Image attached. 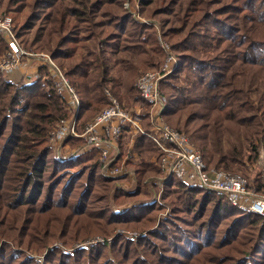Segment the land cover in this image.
<instances>
[{
    "label": "trees",
    "instance_id": "16d2710c",
    "mask_svg": "<svg viewBox=\"0 0 264 264\" xmlns=\"http://www.w3.org/2000/svg\"><path fill=\"white\" fill-rule=\"evenodd\" d=\"M125 1L0 0L1 14L22 17L19 22L12 15L22 43L48 52L76 87L81 125L110 104L106 90L131 107L119 94L112 66L123 73L122 65L137 68L126 54L136 51L144 58L152 52L164 53L157 33L143 37L146 25L124 7ZM140 11L166 16L160 17L165 40H174L186 28L191 35L171 43L179 64L161 81L169 101L165 119L175 117L177 124L184 120L187 126L199 120L191 131L167 121L200 146L208 166L247 175L249 162L258 156L260 139L264 146V0H140ZM193 37L201 45L191 43ZM6 47L0 33V59ZM162 62L147 70L159 68ZM40 72L29 82L15 83L0 71V240L29 248L42 240L38 248L47 250L46 264H116L103 251L106 245L95 247L99 249L92 255L82 249L66 256L57 245L51 247V240L70 245L93 233L109 235L124 228L140 234L135 240L116 235L110 247L120 258L117 264H264L262 217L239 210L218 193L172 178L163 197L173 198L175 209L158 224L153 213L157 201L115 210L114 200L149 196L145 184L147 178L160 174L152 161L160 152L146 135H135L134 150L141 162L131 191L103 173L97 148L58 161L48 132L67 110L47 67ZM130 89L135 101L141 102L134 84ZM147 107L148 126L151 105ZM228 124L242 126L244 138L237 137L239 143L229 140ZM18 250L7 257L1 251L0 257L37 264Z\"/></svg>",
    "mask_w": 264,
    "mask_h": 264
},
{
    "label": "built area",
    "instance_id": "2783aa9c",
    "mask_svg": "<svg viewBox=\"0 0 264 264\" xmlns=\"http://www.w3.org/2000/svg\"><path fill=\"white\" fill-rule=\"evenodd\" d=\"M0 33L7 43L0 59V71L6 74V78L9 79L7 75L12 71L27 68L32 72L24 74L21 82H29L41 76V67H47V76L65 104L67 114L57 119L48 132L49 143L58 161L76 159L80 154L97 148L103 173L115 179L118 187L131 191L137 181L135 168L141 162V155L134 150L135 135H146L160 152L158 158L152 156V161L160 169V174L151 176L150 180L156 188L164 190L165 184L176 178L186 185L218 193L234 207L257 214L264 221V146L259 148L256 164L260 169L253 179L242 172L206 164L202 151L189 135L165 119L167 98L161 89V81L178 68L179 62L162 39L166 56L160 69L145 70L134 83L141 102L130 109L106 90L110 104L81 125V97L53 57L27 48L17 35L10 14L0 13ZM141 103L151 105L148 126L145 120L147 111H143ZM72 141L78 142L70 146Z\"/></svg>",
    "mask_w": 264,
    "mask_h": 264
},
{
    "label": "rangeland",
    "instance_id": "374dc122",
    "mask_svg": "<svg viewBox=\"0 0 264 264\" xmlns=\"http://www.w3.org/2000/svg\"><path fill=\"white\" fill-rule=\"evenodd\" d=\"M124 7L127 8L128 10H130L131 12H133L134 17L136 20L141 21L142 23H145L144 25H146L144 27L145 29V34H143V37H145V39L148 37L147 33H157L158 35V39H159V45L162 47L163 44L161 45V41L160 39L163 40V43L165 44V47L169 48L170 51L173 53V55L176 54V52L173 50L172 48V42H175L177 39H180L181 37H183L184 35L187 36V39L191 37V35L188 33V29L186 28V30L184 32H182L179 36H174V40H165L162 36H161V30L162 28H164V24L162 23L163 21L160 19V17H166V16H150L147 15L146 13H143L142 11H140V0H126L124 2ZM10 15L16 17V19L21 22L22 21V17H18L16 16V14L14 12H10ZM12 16V17H13ZM176 25H180L178 23H176ZM182 27V26H181ZM143 29V30H144ZM33 31H31L30 33L33 35L32 33ZM205 33V28L201 29V35H203ZM30 35V36H32ZM156 36V34H155ZM194 41L196 43L200 44V40H198L197 38L194 37L192 39H190L191 43H194ZM207 42H210L209 40H206ZM144 47H149L150 45L144 41ZM32 51H37L34 50L32 48H29ZM162 49L164 50V53L162 54L160 53H151L150 56H145L144 58H142V56L138 55L139 52L134 51V54H126L127 57H132L133 60H135L137 68L135 70L131 69L133 68L135 65H122V68L124 70V72H118L120 70H117L118 68L116 66H112V71H111V75L115 77V79H117V83L120 86V92L119 94H121L122 96H126L123 101L129 102L131 107H129L130 109H133L135 105H138L140 102L135 101V99L131 96L133 95V93L131 92L130 87L135 83V81L137 80L138 76L144 72L145 70H147L150 66H152L154 63H159L162 60L164 61V58L166 56V51L165 49L162 47ZM172 49V50H171ZM37 52H45V51H37ZM48 53V52H45ZM216 55V54H214ZM199 57H203V58H207L209 56H200ZM163 63V62H162ZM162 63L160 64L159 68L160 69ZM133 70L131 72H129V70ZM156 69V70H157ZM149 70H154V69H149ZM129 72V73H127ZM186 74L189 75V73L186 71ZM6 76V74H5ZM110 83V82H109ZM108 85H112V84H108ZM198 86H201L200 84ZM110 87V86H108ZM164 91V90H163ZM164 96H165V91L163 92ZM166 97V96H165ZM167 98V97H166ZM169 101L167 99V107H168ZM141 105L144 107L143 111H147L148 107L147 104H143L141 103ZM105 107V106H104ZM196 107H202V104H196ZM151 110V108H150ZM215 116L219 117V115H217V112H215ZM244 116V115H243ZM167 120H169L172 124H176L182 128H184L185 130L191 131L194 127L195 124L199 123V120H197L196 122L192 123L191 125L187 126V124H184V120L179 121L180 124H177L176 122V118H168ZM176 121V122H175ZM56 122V121H55ZM175 122V123H174ZM242 126H234L231 124H228L226 128L230 129L232 132H230L229 135V140L235 143H239L237 140V137H241V139L243 140L244 138V130L243 128H240ZM190 129V130H189ZM226 140V139H225ZM259 145L261 148L263 146V141L260 139L259 141ZM195 143V142H194ZM195 145L197 146V148H200V146L198 144L195 143ZM52 146V145H51ZM70 146H74L72 143ZM53 149V147H52ZM54 150V149H53ZM244 152L247 153V150L244 149ZM257 158V157H256ZM253 158L249 164L250 166L248 167V169H246V174L253 179V177L258 173L259 171V166L256 164L257 163V159ZM61 162V161H60ZM65 162V161H64ZM151 176L149 178H147V184H145L146 189L148 190V197H137V198H130V199H125V198H121L120 200H114L112 201V206L113 208H115V210H119L124 206H131V205H135V204H141V203H153L154 201H157L158 205L163 206L162 208H158L159 206L157 205L155 211L153 212L154 214H156V220H157V224L159 223V221H162L163 219H166L170 216L173 215L174 209H175V204H174V200L171 197H163V192L164 190L158 189L156 188L154 185H152L150 183L151 180ZM135 183V182H134ZM116 184V183H115ZM136 187V185H135ZM134 187V188H135ZM125 200L126 202H123V204H118L115 201H122ZM124 234L126 237H128L129 239H133L135 240V238L140 234V232L131 230V229H124V228H116L115 230H113V232L109 235H104L102 233H93L92 235H89L88 237L81 239L79 241L73 242L72 244L68 245L62 242L61 239H57V238H53L51 240V242L54 241V244L52 243L51 247L54 246H58L61 249V252L63 254H65L66 256L69 254H74L77 250H82L85 249L87 251H90L91 255L95 250H98L99 248H95L98 247L100 245H106L105 248H103V251L106 253L107 258L109 257L110 260H114L115 263H119L118 259L115 258L114 255H116L113 251L111 246V243L113 241V239L116 237V235L118 234ZM41 235L34 237V239L37 240V238H39ZM11 236H9L10 238ZM57 239V240H56ZM14 242V241H13ZM42 240L41 241H36L33 243V248H29L27 246L24 247H14L13 243L11 240H5V239H1L0 240V252H4L6 257L11 255V251L12 250H17V249H21L22 251H24V253L27 256H31L34 257V259L40 264H46L47 261V250L43 249L40 250V248H38L39 246H41ZM47 247V246H46ZM18 250V251H19ZM33 252V253H32ZM171 253V252H169ZM4 257L3 259L0 257V259H2V262L0 264H28L25 261H18V262H8L7 258ZM71 259V258H69ZM174 263V262H173ZM29 264H31V262H29ZM68 264H73V263H68ZM168 264H171V262H168ZM176 264V263H175Z\"/></svg>",
    "mask_w": 264,
    "mask_h": 264
},
{
    "label": "crops",
    "instance_id": "0c3cea01",
    "mask_svg": "<svg viewBox=\"0 0 264 264\" xmlns=\"http://www.w3.org/2000/svg\"><path fill=\"white\" fill-rule=\"evenodd\" d=\"M29 72L31 73L32 72V69L23 68V69H19L17 71H12L7 76H8V78L11 81H13L15 83H20L23 80L22 76L24 74L29 73Z\"/></svg>",
    "mask_w": 264,
    "mask_h": 264
}]
</instances>
